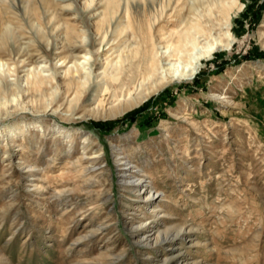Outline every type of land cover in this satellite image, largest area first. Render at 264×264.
Listing matches in <instances>:
<instances>
[{"label":"rangeland","instance_id":"rangeland-1","mask_svg":"<svg viewBox=\"0 0 264 264\" xmlns=\"http://www.w3.org/2000/svg\"><path fill=\"white\" fill-rule=\"evenodd\" d=\"M110 1L0 0V264H264V0L238 1L230 48L192 81L95 119L69 111L64 79L80 66L89 93L108 56L140 48L132 35L107 42L127 11L184 34L195 57L224 37L233 0ZM115 145L150 201L122 181Z\"/></svg>","mask_w":264,"mask_h":264},{"label":"bare ground","instance_id":"bare-ground-1","mask_svg":"<svg viewBox=\"0 0 264 264\" xmlns=\"http://www.w3.org/2000/svg\"><path fill=\"white\" fill-rule=\"evenodd\" d=\"M111 1L110 6L114 8V5H116L114 3L115 1L112 3ZM181 1L182 0H179V2ZM238 1L239 0H233L230 3L228 2V5L223 6L221 11H219L224 18V23L222 24V30H225L224 37L211 38V41H209L208 45L202 50L203 52L197 56L194 55L195 57L190 54V50L187 48V41L189 39L188 37L186 38L184 34H181L180 32H165V28L159 29L158 26L156 27L155 25L156 22H160V20L158 18L155 20V18L151 17L147 12L136 15L134 12L127 11L126 16L129 25L121 28L119 31L117 30L118 32H116V34L114 33V35L112 34L107 42L109 43L112 39L114 41L120 40V42H123L127 37L132 35L139 39L138 42L140 48L133 49L131 53L127 55H118L111 60L110 58L116 52L108 56L105 59L106 66L104 69V80L106 83L102 85L98 84V82L96 84L94 83L92 90L89 93L86 89L87 86L81 88V79L85 78L91 80L93 74L91 75L90 73L83 72L80 66H77L76 69L70 70L64 80L67 82L68 91L75 92L76 98L69 102V111L73 113L82 112L84 117L113 119L135 109L149 99L150 96L157 94L172 82L192 81L203 66V60L210 58L220 50L230 48L234 40L231 37L229 20L233 11L239 5H237ZM110 6L109 8H111ZM111 10L114 11L113 9ZM211 15L212 18L214 14ZM199 25L201 24H197V33H205L203 27H200ZM214 26L212 24V27ZM103 28L104 27H102V29ZM102 29L99 28V35L101 34ZM103 35L106 34L104 33ZM189 36L192 37V35ZM191 40H193V38ZM194 40H196V38ZM116 45H118V43L112 44L108 51H112L117 47ZM73 46L75 49L79 47L75 45ZM158 46L163 47L162 49H166L168 52H158L160 48ZM169 50L171 51L169 52ZM66 59H69V57ZM182 61H186V65L180 69L179 65H181L180 63H182ZM69 62H71L70 59ZM110 69H112V71ZM47 81L48 80H45L44 78H40L39 80L37 79L31 82L30 85L33 93L43 92L45 89L44 84ZM92 94L95 96L97 105L89 107L86 102ZM74 101H78L79 103L77 102L74 105ZM115 101H117L116 104L108 107L109 104H113ZM70 137H72L71 134L66 136V138ZM164 137H169V134L166 133ZM85 145L86 144L83 145V149L85 148ZM115 150L116 160L123 163L120 166V177H122V181L127 185H141L140 192L142 193L140 198L144 201H150L154 194L149 188L148 181L145 179L137 180L135 179V176L129 174V168L132 166V162L123 160L120 155L121 152L119 153L121 148L118 145H115ZM99 157L100 155H96L93 158L98 159ZM21 159L22 161H20V163L23 162L22 164L25 165V162L23 161L24 158ZM24 168L28 167L26 166Z\"/></svg>","mask_w":264,"mask_h":264}]
</instances>
